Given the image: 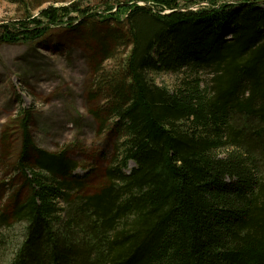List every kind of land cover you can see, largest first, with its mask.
<instances>
[{"label":"trees","instance_id":"16d2710c","mask_svg":"<svg viewBox=\"0 0 264 264\" xmlns=\"http://www.w3.org/2000/svg\"><path fill=\"white\" fill-rule=\"evenodd\" d=\"M29 18L0 41L66 26L94 44L92 113L115 154L90 193L21 108L1 136L17 133L22 184L0 197V264H264V0H79Z\"/></svg>","mask_w":264,"mask_h":264},{"label":"rangeland","instance_id":"374dc122","mask_svg":"<svg viewBox=\"0 0 264 264\" xmlns=\"http://www.w3.org/2000/svg\"><path fill=\"white\" fill-rule=\"evenodd\" d=\"M75 1L79 0H0V36L3 25L34 19L50 7ZM124 1L128 0H81V4L104 6ZM88 43L66 26L51 29L36 43L0 41V197L6 198L7 191H16L22 184L12 168L18 146L16 131L10 130L8 142H1L4 127L21 108L33 111L31 131L39 148L67 151L81 165L77 174H88V192L104 185L105 171L115 154V136H100L93 117L92 112L102 103L91 95L95 79L89 61L95 46ZM154 80L171 90L178 83L172 74L159 73Z\"/></svg>","mask_w":264,"mask_h":264}]
</instances>
